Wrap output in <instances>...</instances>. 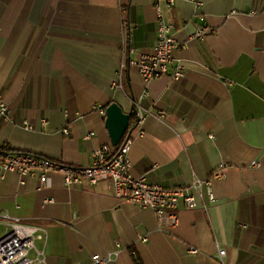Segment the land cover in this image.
Listing matches in <instances>:
<instances>
[{
    "label": "crops",
    "instance_id": "1",
    "mask_svg": "<svg viewBox=\"0 0 264 264\" xmlns=\"http://www.w3.org/2000/svg\"><path fill=\"white\" fill-rule=\"evenodd\" d=\"M200 2L161 4L184 77L144 84L127 66L119 90L120 62L154 44L151 0H0V96L9 110L0 149L89 166L111 144L100 110L115 102L134 118L138 105L132 174L164 187L212 183L214 201L203 190L164 233L152 210L120 201L110 181L71 188L51 172L40 186L6 172L0 212L47 227L46 264H92L113 252L106 264H264V0ZM202 27L210 33L190 40Z\"/></svg>",
    "mask_w": 264,
    "mask_h": 264
},
{
    "label": "built area",
    "instance_id": "2",
    "mask_svg": "<svg viewBox=\"0 0 264 264\" xmlns=\"http://www.w3.org/2000/svg\"><path fill=\"white\" fill-rule=\"evenodd\" d=\"M196 9L201 6L200 0H189ZM157 14L156 38L151 50L139 55L135 60L121 61L114 83V88L122 90V74L126 67L134 68L142 82L147 84L151 80L168 75L172 80L184 77V71L176 62L174 51L180 49L171 33L173 25L168 23L161 13V4H173L174 0H151ZM201 21L204 20L200 16ZM210 31L206 27L198 28L189 36L190 40H202ZM100 113L104 116L105 110ZM163 113L159 114L161 118ZM0 118L8 120V105L0 96ZM144 119V110L138 105L134 111V118L129 124L121 142L117 147L112 144L102 145L92 153V162L89 166L69 165L54 161L50 158L29 152L11 151L0 149V181L6 172H17L21 176H36L40 186L47 184V175L56 172L61 175L64 186L71 188L83 187L84 184L95 186L104 181H110L113 194L122 202L132 203L140 208L152 210L157 218V230L170 232L179 222V211L182 207L193 210L197 207V197H202L206 191L210 202L214 201L211 180L195 178L188 187H164L160 184H150L144 174L133 175L129 151L136 135L141 133V124ZM26 129L32 127L24 122ZM67 134V130H63ZM255 164V167H259ZM223 166H221L222 168ZM222 172L216 173L215 178H221ZM23 184L24 182L21 181ZM0 264H46L45 248L48 241L47 227L39 224L27 223L24 220L0 212ZM140 240L145 242V236ZM41 242L39 248L36 242ZM35 256L30 257V253ZM189 252L196 254L198 251L190 248ZM105 257L92 256V264H106L110 255ZM225 256L224 249H218L220 260Z\"/></svg>",
    "mask_w": 264,
    "mask_h": 264
},
{
    "label": "water",
    "instance_id": "3",
    "mask_svg": "<svg viewBox=\"0 0 264 264\" xmlns=\"http://www.w3.org/2000/svg\"><path fill=\"white\" fill-rule=\"evenodd\" d=\"M130 116L123 112L121 107L112 102L105 108L104 125L108 132L111 144L119 145L130 124Z\"/></svg>",
    "mask_w": 264,
    "mask_h": 264
},
{
    "label": "trees",
    "instance_id": "4",
    "mask_svg": "<svg viewBox=\"0 0 264 264\" xmlns=\"http://www.w3.org/2000/svg\"><path fill=\"white\" fill-rule=\"evenodd\" d=\"M112 103V102H111ZM133 120V117L132 116H130V123H131V121ZM2 149H4V150H8L9 148L7 147V146H5V147H3ZM136 260V262L138 261L137 259H135Z\"/></svg>",
    "mask_w": 264,
    "mask_h": 264
}]
</instances>
